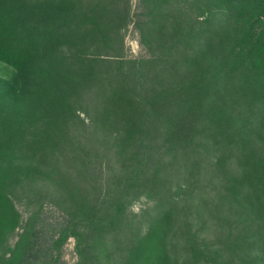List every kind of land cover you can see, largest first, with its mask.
<instances>
[{
    "label": "trees",
    "instance_id": "16d2710c",
    "mask_svg": "<svg viewBox=\"0 0 264 264\" xmlns=\"http://www.w3.org/2000/svg\"><path fill=\"white\" fill-rule=\"evenodd\" d=\"M130 2L0 0V226L25 198L76 264H264V0Z\"/></svg>",
    "mask_w": 264,
    "mask_h": 264
},
{
    "label": "rangeland",
    "instance_id": "374dc122",
    "mask_svg": "<svg viewBox=\"0 0 264 264\" xmlns=\"http://www.w3.org/2000/svg\"><path fill=\"white\" fill-rule=\"evenodd\" d=\"M133 13L138 11L140 0H130ZM135 20V17L133 18ZM125 44L126 52L131 57H139L145 54V50L140 45L139 36L132 24L126 32ZM0 78L9 82H16L17 75L15 70L9 65L0 62ZM85 116V115H84ZM15 200V208L19 214L15 231L10 226H14L16 221H10L8 228L0 226V260L2 264H10L9 259H14V264H22L19 257V243L26 241V250L30 247L42 246L43 252L41 260L37 264H76L78 261V253L76 251V239L70 237L60 247L58 241L60 239L61 225L64 222V215L58 212L54 204L50 202L45 204L42 212L38 214L40 206L29 204L27 199L21 198ZM146 199L136 202L132 210L139 213L146 206ZM212 236L213 233H210ZM25 254V250H22ZM30 254V252H28ZM8 260V261H7ZM33 264V262L29 263ZM36 264V262L34 263Z\"/></svg>",
    "mask_w": 264,
    "mask_h": 264
}]
</instances>
